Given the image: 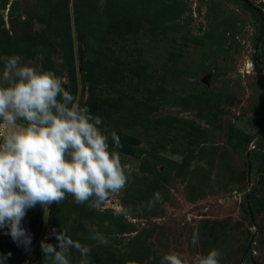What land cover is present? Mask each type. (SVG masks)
<instances>
[{
	"label": "rangeland",
	"instance_id": "obj_1",
	"mask_svg": "<svg viewBox=\"0 0 264 264\" xmlns=\"http://www.w3.org/2000/svg\"><path fill=\"white\" fill-rule=\"evenodd\" d=\"M248 1L256 9L244 0H0V55L62 77L119 135L132 167L103 211L71 195L45 214L29 209L28 249L0 230L6 264H45L41 241L59 250L51 231L61 227L92 246L90 264H159L170 251L211 248L221 264H264V0ZM129 207L127 218L116 214ZM86 224L108 244L89 240ZM69 259L79 264V252Z\"/></svg>",
	"mask_w": 264,
	"mask_h": 264
},
{
	"label": "clouds",
	"instance_id": "obj_2",
	"mask_svg": "<svg viewBox=\"0 0 264 264\" xmlns=\"http://www.w3.org/2000/svg\"><path fill=\"white\" fill-rule=\"evenodd\" d=\"M101 124L102 118L66 90L55 72L24 63L19 55H0V230L7 229L17 245L31 247L32 237L22 227L29 209L39 205L45 214L71 195L77 204L103 211L127 187L132 167L122 162L120 137L115 131L109 137ZM160 198L154 194L147 209ZM131 211L117 208L116 214L127 218ZM110 226L106 220L104 227ZM86 227L89 240L108 244L97 225ZM51 235L59 250L42 240L45 264H71L72 250L79 252V264H90L91 245L74 240L64 227L53 228ZM199 243V233L193 232L192 247ZM6 259L0 255V264ZM159 264H221V253L211 248L189 257L170 251L160 256Z\"/></svg>",
	"mask_w": 264,
	"mask_h": 264
},
{
	"label": "water",
	"instance_id": "obj_3",
	"mask_svg": "<svg viewBox=\"0 0 264 264\" xmlns=\"http://www.w3.org/2000/svg\"><path fill=\"white\" fill-rule=\"evenodd\" d=\"M246 3H249L248 5L253 8V9H256L255 7H253L250 2L248 0H244ZM257 11H259V9H257ZM261 19H263V16L261 15L260 16ZM255 52L254 54H256V51L258 50V45H255ZM257 59V57H255ZM247 174H248V178H249V175H250V162L249 160L247 161ZM246 204H247V207H248V212H249V215H250V219L251 221L254 223V218H253V214L251 212V210L249 209V205H248V195H246Z\"/></svg>",
	"mask_w": 264,
	"mask_h": 264
},
{
	"label": "trees",
	"instance_id": "obj_4",
	"mask_svg": "<svg viewBox=\"0 0 264 264\" xmlns=\"http://www.w3.org/2000/svg\"><path fill=\"white\" fill-rule=\"evenodd\" d=\"M261 36V32L259 33L258 37H257V41H259V38ZM246 201V200H245Z\"/></svg>",
	"mask_w": 264,
	"mask_h": 264
}]
</instances>
